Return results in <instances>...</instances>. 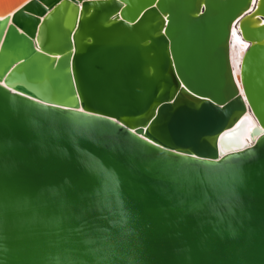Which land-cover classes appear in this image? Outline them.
<instances>
[{
	"label": "water",
	"instance_id": "water-1",
	"mask_svg": "<svg viewBox=\"0 0 264 264\" xmlns=\"http://www.w3.org/2000/svg\"><path fill=\"white\" fill-rule=\"evenodd\" d=\"M0 264H264V0L0 18Z\"/></svg>",
	"mask_w": 264,
	"mask_h": 264
},
{
	"label": "bare ground",
	"instance_id": "bare-ground-1",
	"mask_svg": "<svg viewBox=\"0 0 264 264\" xmlns=\"http://www.w3.org/2000/svg\"><path fill=\"white\" fill-rule=\"evenodd\" d=\"M10 1H12V0H5L4 2H0V11L1 12L5 8L6 4H8V2H10ZM28 1L29 0H24L22 3L15 6L13 9H11L7 12L1 13L4 15L1 16L0 18H4V16H6V15L14 13L17 9H19L22 5H24ZM255 2H256V0H253V5L255 4ZM250 20L252 21V24L255 26H258L260 21H261L255 17L251 18ZM238 24H239V22L235 26H232V29H231L232 42H231V49H230L231 64L233 66V71H234V74L236 76L239 73V68H240V64H241L244 52H245L246 48L250 45V41L245 39L242 36V33L239 29ZM238 83L240 85L239 81H238ZM237 125H239V127H238L239 129H238L237 134L239 135L241 147H243L245 145L252 144L256 139L255 136H251V131L255 126V121H254L252 114L250 112L246 113L239 120Z\"/></svg>",
	"mask_w": 264,
	"mask_h": 264
},
{
	"label": "built area",
	"instance_id": "built-area-1",
	"mask_svg": "<svg viewBox=\"0 0 264 264\" xmlns=\"http://www.w3.org/2000/svg\"><path fill=\"white\" fill-rule=\"evenodd\" d=\"M240 18H241V16L238 17V18L233 22V25H232V26H235V25L239 22Z\"/></svg>",
	"mask_w": 264,
	"mask_h": 264
},
{
	"label": "rangeland",
	"instance_id": "rangeland-1",
	"mask_svg": "<svg viewBox=\"0 0 264 264\" xmlns=\"http://www.w3.org/2000/svg\"><path fill=\"white\" fill-rule=\"evenodd\" d=\"M5 0H0V2H4ZM4 14H0V17L3 16Z\"/></svg>",
	"mask_w": 264,
	"mask_h": 264
}]
</instances>
